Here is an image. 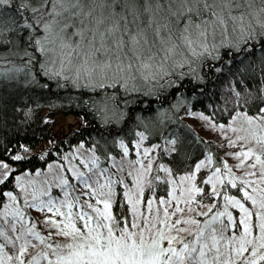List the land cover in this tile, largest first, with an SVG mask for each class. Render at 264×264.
<instances>
[{"label": "trees", "instance_id": "1", "mask_svg": "<svg viewBox=\"0 0 264 264\" xmlns=\"http://www.w3.org/2000/svg\"><path fill=\"white\" fill-rule=\"evenodd\" d=\"M65 1L93 7L102 3L113 8L119 22V34L124 41L127 32H139L147 25L150 29L157 26V31L175 35V27H169L170 30L168 26L172 23L171 19L179 25L178 17L182 16L180 12L183 9L193 8L198 14L197 10L210 11L212 7L209 0ZM126 2L131 5L129 7L131 10L125 8ZM21 4H26L27 7H21ZM40 6L41 0H12L11 4L0 6L4 20V23L0 24V161L12 168L11 175L0 183V228L3 226V230L6 231L5 226H9L8 223H3V210L8 201L7 193L20 198L21 193L15 176L44 169L53 161L64 162L66 154L79 145L94 150L96 159L102 166L108 167L114 162L123 181L127 185L130 181L133 183L131 178L136 165L133 143L138 138V132L145 130L141 125L144 121V124L148 125V130L153 122L161 128L157 137H148V141H160L157 161L166 166L170 178L178 179L193 172L199 161L206 157L213 160L212 167L200 170L196 177V186L202 190L198 198L209 207V210L197 216L195 220L198 224L190 234L176 241V250L179 252L184 244H188L190 248L193 246L197 248L194 255H198L204 243L211 245L213 227H218L220 221L230 225L228 213L235 218L237 227L230 226L223 235L239 236L242 231V225L238 220L240 211L224 198L233 196L247 205L249 202L244 198L242 187L239 184L233 187L231 179L226 181L221 179L217 192L212 191L211 184L206 183L210 176L214 179L220 171H225L226 159H231L232 153L238 148L233 147L229 140L218 132L213 131L210 138L201 135L182 121L180 116L186 113L204 114L210 121L228 124L232 121L238 122L240 118L248 115L262 114L260 109L264 108V31L250 39L236 40L237 42L222 46L213 58L207 56L200 58L196 69L186 66L161 79L154 78L150 81L144 79L136 87H129L121 82L116 83L115 87L110 86L114 82L99 87L65 79L47 64V55L41 51L43 49L41 39L45 32L44 27L42 28L43 20L45 16L47 17L46 12L50 6L52 7L51 0L41 11L33 13L30 10L32 7ZM193 9L188 12L194 13ZM130 12L136 16L130 17L128 15ZM201 13L205 16L206 12ZM188 15L190 14L187 13ZM126 17L130 18L129 21H138L132 28L127 29ZM201 18L198 16V19L192 20L189 17L188 21L198 22ZM158 19L163 20L161 25L156 24ZM156 42L155 38L149 41L157 44L159 48L160 43ZM180 49L181 47L177 48ZM178 102L183 103L175 113V120H166L162 127L155 119L158 111ZM60 115H73L75 121L72 124L64 123L58 126ZM173 130L177 132L176 143L169 147L166 140L173 135ZM180 139L184 142L182 149L179 145ZM121 142L128 148L129 156H124L123 148L120 147ZM65 169L66 177L72 175L67 168ZM170 178L158 171L150 177L147 184L141 186V203L138 209L141 214L138 217L133 216L121 185L114 184L112 215L116 221L124 217V222L119 226L137 232L139 228L146 227L144 224L147 221V228L151 229L153 237L157 230L163 232L166 220L162 217L163 207L160 201L168 200L173 191ZM53 192L57 191L53 189ZM149 201L158 214L157 219L146 220L145 208ZM86 208L92 213L91 208ZM220 212L227 214L213 221V217ZM133 219L138 224L135 229L131 228L130 222ZM40 223L38 225L44 226ZM43 231L42 234L49 238L46 232L48 229ZM11 232L12 230H9L7 233ZM68 240L70 238L63 236L50 241L56 246L57 243L64 245ZM1 241L3 242V238ZM225 243L226 240L220 241L221 252L225 251ZM53 250L47 249L48 257L40 260L39 264L54 261ZM5 252L18 255L11 245L5 248ZM261 253H264V249H260L257 255ZM250 255V251L244 253L245 257L250 258ZM208 258H211V253L208 254ZM10 263L17 264L18 260L12 258ZM259 264H264V260L259 261Z\"/></svg>", "mask_w": 264, "mask_h": 264}, {"label": "rangeland", "instance_id": "2", "mask_svg": "<svg viewBox=\"0 0 264 264\" xmlns=\"http://www.w3.org/2000/svg\"><path fill=\"white\" fill-rule=\"evenodd\" d=\"M209 3L212 5L210 11L200 9L197 10L198 14L193 8L194 13H189L187 9H183L180 12L182 16L178 17L180 19V21L178 20L179 25L175 23L174 19H171L172 23L168 28L175 27V35L165 31H157V27L150 29L147 25L139 32H127L123 47L117 49L114 42L121 39V36L119 34L118 18L113 8L102 3L93 7L64 0L62 4H57L55 10L50 6V9L46 12L47 17L45 16L43 20L42 28L44 27L45 32L41 44L47 55V64L51 69L70 81H79L91 86L119 81L126 83L129 87H136L144 79L148 81L154 78L161 79L186 66L196 69L200 58L206 56L213 58L222 46L236 40L250 39L252 36L264 31V0H209ZM130 6L127 2L125 3V8ZM129 9L131 10V8ZM201 11L206 12L204 13L205 16L201 15ZM187 13L190 15L187 16ZM128 15L132 18L136 16L133 12L128 13ZM198 16L202 17L198 22L189 23V17L196 20ZM129 19V17H126L125 27L127 29L132 28L138 21H129ZM186 28L187 30H185ZM110 29L113 30L111 33H109ZM77 32H81L83 38L75 35ZM93 33H95L94 44L97 48L100 47L101 34L104 35V43L109 49L107 53H96L95 56L89 57V52L93 50L89 45ZM130 35H137L139 38V44L135 45V52L132 51L133 46L128 43ZM152 38H155L157 42L159 41V48L156 46L157 44L149 43ZM180 47L181 49L177 50ZM93 60L111 62L112 68L106 70L102 76H98L93 71ZM118 63L124 65L131 63L133 67L130 70L125 68L124 71L117 72L116 65ZM144 64L148 67H142ZM182 103L178 102L158 111L155 119L159 121L162 127L166 120H175V113H177ZM249 117L252 118L251 121L248 119ZM180 118L201 135L210 138L213 131L214 133L218 132L225 136L233 147L238 148L232 153L231 159H226L224 163L225 171H220V174L214 177L210 187L212 191H219L218 185L221 179L222 181L231 179L232 182L242 187V193L247 191L258 199L264 196V171H262L264 163H257V157L261 162H264V113L248 115L240 118L238 122L232 121L228 124L210 121L204 114L186 113L181 115ZM74 121L75 117L73 115H60L58 126L64 123L72 124ZM141 125L145 130L138 132V138L133 143L136 162L133 170L134 174L131 178L133 183L130 181V184L127 185L114 162L108 167L102 166L97 161L94 150L83 145H79L67 153L64 162L53 161L44 169L15 176L17 187L21 193L20 198L15 197L13 194L8 196V201L3 210V223L9 224V226H5V229L7 232L12 230L9 233L10 236L13 238L20 237L17 240L18 244L29 241L27 251L22 256L23 264H29L31 258L40 253H47L48 257V251L46 250L55 249L56 246L51 241L63 237L58 233L61 228H65V225L69 224L67 218L69 203L72 205L70 209L72 221L77 228L86 233L87 230L83 228V222L77 217V213L81 211L90 213L86 208L88 204L92 205L93 208L103 209V203L97 201L98 199L101 201L105 199L104 196L99 194L107 192L109 187L112 188L116 183L120 184L124 193L127 192L133 202L139 200L137 206L139 209L141 186L147 184L150 177L158 171L163 172L170 178L169 172L160 167L164 164L157 161L160 141H148V137H157L161 128L157 127L155 122L150 124L151 128L149 130L144 121L141 122ZM176 136L177 132L175 131L166 140L169 147L175 145ZM172 141H175V143H171ZM179 145L181 149L184 146L181 139ZM145 150H147V153ZM246 153L249 154L245 155ZM124 156H129V150L126 154L124 152ZM201 162L204 166H201L199 171L209 169L213 165V160L210 157L204 158L198 164H201ZM65 168L72 175L66 177ZM164 168H166L165 165ZM199 171L195 167L193 172L182 175L178 179L170 178L173 191L170 193L169 199H163L164 203H162V217L166 220L163 234L165 237H174V239L171 241L164 239L161 243L164 248L171 246L176 249V241L187 236L196 228L198 224L196 221L197 216L205 214L209 210V207L204 205L202 200L198 198V195L202 193L201 188L196 186V177ZM11 172L12 168L7 163L0 161V180L3 181L8 178ZM80 173H83L85 178H91L88 181L89 186L83 183V179L78 178ZM189 176L194 178L181 179ZM64 181H67V183H64ZM213 185H215V188H213ZM254 188L257 190L255 193L252 192ZM53 189L57 192L54 193ZM232 197L229 196V198ZM49 201H51L50 205ZM248 202L247 205L241 203L245 207H251V202ZM49 207H51V211L48 210ZM130 207L132 209V205ZM85 208L86 210H84ZM165 209L167 210V216H165ZM177 209H180V211H177ZM145 210L146 220L147 218L157 219L158 214L154 207L149 210L146 206ZM60 213H64V215H60ZM224 213L227 214V212ZM242 215L240 212L239 221ZM232 218L235 222V218L233 216ZM255 219L254 216L253 220ZM192 221H195V223ZM40 222L44 226L38 225ZM231 224L232 221H230ZM1 228L3 229V226ZM29 229L44 237L45 243L41 244L28 231ZM44 229H48L46 232L49 238L42 234ZM139 229L137 232L141 231V228ZM241 230L243 231V225ZM2 238H0V242H2ZM49 244L52 245V248L47 247ZM6 254H0V259L4 260V264H13L10 263L7 256L17 259L19 255V253L17 256ZM42 259L45 258L40 260ZM17 264H20L19 260Z\"/></svg>", "mask_w": 264, "mask_h": 264}, {"label": "snow or ice", "instance_id": "3", "mask_svg": "<svg viewBox=\"0 0 264 264\" xmlns=\"http://www.w3.org/2000/svg\"><path fill=\"white\" fill-rule=\"evenodd\" d=\"M49 2V0H41L40 8L32 7L30 10L33 13L41 11ZM64 0H51L53 10H55L57 4H62ZM12 0H0V6L9 5ZM21 7H27L26 4H21ZM189 12L192 9H188ZM2 10H0V24L4 23L2 18ZM38 23V21H37ZM191 23V21H189ZM31 27V25H26ZM47 27V26H45ZM199 27V25H197ZM187 30V28L185 29ZM113 30L110 29L109 33ZM203 34V33H202ZM83 38L81 32L75 33ZM95 33H93L92 40L89 41V45L93 49L89 52V57L95 56L96 53H107L109 51L108 47L104 43V35L101 34L100 47H95ZM39 43V41H37ZM117 49H121L124 45V40L121 38L114 42ZM128 43L131 44L132 51L135 52V45L139 44V38L137 35H130ZM43 51V49H41ZM93 71L98 75L102 76L106 70L112 68L111 62H102L98 60H93ZM133 65L128 63L124 65L118 63L116 65V71H124L125 68L131 69ZM142 67L147 68L148 65L144 64ZM91 74V73H90ZM115 81L112 87H115ZM87 86V85H85ZM103 87L101 83L98 85ZM264 113V109H260ZM251 121V117L248 118ZM171 143H175L172 141ZM120 147L124 149L125 154L127 153V147L121 142ZM147 153V150H145ZM246 153L245 155H248ZM20 159V157H16ZM257 163L261 162L259 157H257ZM204 166L203 162L196 166V170L199 171L200 167ZM5 167H7L5 165ZM165 171H169L164 168V165L160 166ZM255 167V165H253ZM219 170L217 169V172ZM264 171V169H262ZM79 179H83V183L88 185L90 177L85 178L83 173L78 174ZM194 177H182L181 179H193ZM3 181L0 180V183ZM67 183V181H64ZM206 183L212 184L213 177H209ZM233 187H236L235 183H232ZM215 188V185H213ZM197 191H199L197 189ZM257 190L254 188L252 192L255 193ZM95 194V193H94ZM215 194V192L213 193ZM11 196V193H7ZM104 196L105 199L102 201L98 199V203H103V209L96 207L93 208L92 205L88 204L86 207L92 208V213L81 211L77 213V217L83 222V228L87 232L81 231L77 228L75 223L72 221V213L70 209L72 208L71 203L68 204L69 212L67 218L69 224L65 225V228H61L59 235H62L70 240L66 241L64 245L57 243L56 248L53 250L55 260H49L48 264H259V261L264 260V253L257 255L260 249H264V196L259 199L247 191H244L243 195L246 201L251 202V207H245L243 203L236 200L234 197L229 198L225 196V200H230L231 203L237 207L243 214L240 218V225H243V231L240 232L239 236L233 234L230 237H225L223 234L229 229V227H237L230 213L227 214L228 220L232 221V224H225L223 221L219 222L218 227H213L211 229V245L204 243L203 247L199 249L198 255L197 248L195 246L189 247L188 244H184L181 251H177L175 248L169 246L164 248L161 246V242L164 239L171 241L174 237H165L163 232L157 230L154 237L151 233V229L147 228V221H145L146 227L141 229L139 232L130 231L128 227H120L119 224L124 222V217H121L120 221H116L112 215V201L115 197V192L111 187L108 188L107 192H102L99 194ZM127 198V203L132 205V212L134 217L140 215L138 211L139 200L133 202V199L129 196L127 192L123 193ZM164 203L163 200L160 201ZM51 201H49V205ZM148 209L151 210L152 202L149 201L147 205ZM51 211V207L48 208ZM180 211V209H177ZM64 215V213H60ZM225 215V213H218L217 216L213 217V221H217L220 216ZM165 216H167V210L165 209ZM255 216V220L253 217ZM95 217V219H94ZM195 223V221H192ZM131 228L135 229L138 227L136 220L133 219L131 222ZM212 223V222H209ZM70 229V230H66ZM106 230V231H104ZM34 235L41 244L45 243V238L40 236L39 233L32 232L31 229L28 230ZM203 229H201V233ZM254 232L256 233L254 235ZM117 233H119L117 235ZM219 233V236H217ZM0 237H3V242H0V254H5V248L11 245L19 253L17 259L20 264H23L22 256L27 251V244L29 241H25L17 245V240L20 237L13 238L6 231L0 228ZM199 235L197 236V241L199 242ZM221 240H226L224 245V252H221L219 244ZM48 248H52V245H47ZM250 251V258L245 257L244 253ZM211 253V258H208V254ZM167 254V255H166ZM47 253H40L37 256H33L29 261V264H39L41 258H46ZM223 257V259H221ZM8 260L12 259V256H7ZM0 264H4V260L0 259Z\"/></svg>", "mask_w": 264, "mask_h": 264}, {"label": "bare ground", "instance_id": "4", "mask_svg": "<svg viewBox=\"0 0 264 264\" xmlns=\"http://www.w3.org/2000/svg\"><path fill=\"white\" fill-rule=\"evenodd\" d=\"M179 1H181V0H179ZM185 4L188 5L187 3H185ZM161 18H162V17H161ZM162 21H163L162 19H161V20L158 19V20H156V24L161 25L160 23H162ZM156 27H157V26H156ZM157 28H158V27H157Z\"/></svg>", "mask_w": 264, "mask_h": 264}]
</instances>
